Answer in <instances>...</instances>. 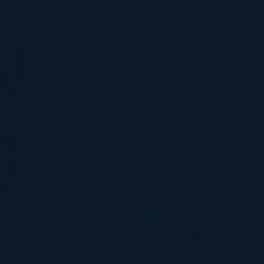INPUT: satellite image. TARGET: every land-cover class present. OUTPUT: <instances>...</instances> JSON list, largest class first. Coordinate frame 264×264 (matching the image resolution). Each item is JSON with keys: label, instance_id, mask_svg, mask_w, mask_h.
I'll use <instances>...</instances> for the list:
<instances>
[{"label": "water", "instance_id": "1", "mask_svg": "<svg viewBox=\"0 0 264 264\" xmlns=\"http://www.w3.org/2000/svg\"><path fill=\"white\" fill-rule=\"evenodd\" d=\"M0 264H264V0H0Z\"/></svg>", "mask_w": 264, "mask_h": 264}]
</instances>
